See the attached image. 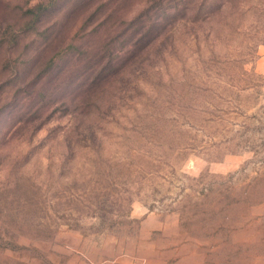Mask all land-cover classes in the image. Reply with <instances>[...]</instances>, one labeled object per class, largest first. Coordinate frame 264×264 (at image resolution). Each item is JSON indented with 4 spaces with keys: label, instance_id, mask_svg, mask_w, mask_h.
<instances>
[{
    "label": "rangeland",
    "instance_id": "374dc122",
    "mask_svg": "<svg viewBox=\"0 0 264 264\" xmlns=\"http://www.w3.org/2000/svg\"><path fill=\"white\" fill-rule=\"evenodd\" d=\"M264 0H0V264H264Z\"/></svg>",
    "mask_w": 264,
    "mask_h": 264
},
{
    "label": "crops",
    "instance_id": "0c3cea01",
    "mask_svg": "<svg viewBox=\"0 0 264 264\" xmlns=\"http://www.w3.org/2000/svg\"><path fill=\"white\" fill-rule=\"evenodd\" d=\"M258 63H259V65L264 66V47L259 49Z\"/></svg>",
    "mask_w": 264,
    "mask_h": 264
}]
</instances>
